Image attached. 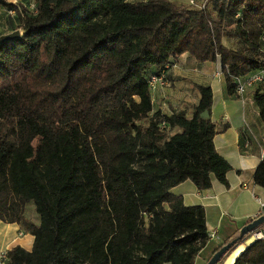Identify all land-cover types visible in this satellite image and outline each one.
Returning <instances> with one entry per match:
<instances>
[{
    "label": "trees",
    "instance_id": "obj_1",
    "mask_svg": "<svg viewBox=\"0 0 264 264\" xmlns=\"http://www.w3.org/2000/svg\"><path fill=\"white\" fill-rule=\"evenodd\" d=\"M33 1L36 12L0 0L21 29L0 42V220L33 235L31 249L11 247L5 264H193L208 239L205 211L170 189L228 184L215 125L200 117L212 89L195 85L190 116L150 114L148 80L188 53L219 62L234 93L236 77L264 65V0ZM253 99L264 123V90ZM253 181L264 187V158ZM233 264H264V242Z\"/></svg>",
    "mask_w": 264,
    "mask_h": 264
},
{
    "label": "crops",
    "instance_id": "obj_2",
    "mask_svg": "<svg viewBox=\"0 0 264 264\" xmlns=\"http://www.w3.org/2000/svg\"><path fill=\"white\" fill-rule=\"evenodd\" d=\"M169 1L191 7L189 0ZM203 1L205 0L194 5ZM169 75L170 85L152 93L153 107L150 114L157 111L170 114L185 109L190 116L193 106L199 100L195 85L210 86L213 101L209 117L216 130L213 143L217 152L231 167L226 174L227 185L213 178L208 189L199 190L190 180L170 189L172 194L182 198L184 205H201L204 208L208 239L195 256L193 264H206L221 242L238 235L239 229L248 219L258 216L259 200H264V187L253 181L255 168L264 158V123L259 117L253 92L257 88L264 90V82L247 89L241 95L229 93L219 62L198 63L188 53H183L173 61ZM29 210L33 213H29ZM24 215L34 223L39 222L32 204L26 205ZM244 238L218 264H233L237 256L252 242L246 243ZM32 244L33 235L19 223L0 220V264H5L2 254L11 247L20 245L30 250Z\"/></svg>",
    "mask_w": 264,
    "mask_h": 264
},
{
    "label": "built area",
    "instance_id": "obj_3",
    "mask_svg": "<svg viewBox=\"0 0 264 264\" xmlns=\"http://www.w3.org/2000/svg\"><path fill=\"white\" fill-rule=\"evenodd\" d=\"M189 3L194 4V0H190ZM197 6L203 8L204 1L201 2L200 4H197ZM10 12H14V11L11 10ZM261 42H262V48L264 51V33L261 36ZM234 82H235V93L238 95L245 93L247 89H251L255 85L263 83L264 82V65L261 68L251 71L244 76L236 77L234 79ZM170 83H171V79H170L169 71L167 70V66L165 69H162L159 74L151 75L148 80V85L151 91V97H152V93H154L157 89L169 86ZM164 125H165L164 123L161 124L162 127ZM263 214H264V200H259L258 216L263 215ZM247 237L251 239L252 241L264 242V222L260 224L258 227H256L255 229H253L252 231H250ZM6 253L2 254V257L4 259L6 258Z\"/></svg>",
    "mask_w": 264,
    "mask_h": 264
},
{
    "label": "rangeland",
    "instance_id": "obj_4",
    "mask_svg": "<svg viewBox=\"0 0 264 264\" xmlns=\"http://www.w3.org/2000/svg\"><path fill=\"white\" fill-rule=\"evenodd\" d=\"M6 1L15 3L21 11L25 10L28 12H36V5L33 0H6ZM196 2H200V0H194V4ZM194 4L189 3L190 6H195ZM16 15L17 14L15 11L10 12V10L7 7H0V34H5L8 32H12L14 30H18L21 33V29L19 27V21ZM55 130H56L55 125H53V123L50 122V124H48V129L44 134V137L45 138L52 137L55 133ZM30 212L32 211L29 210V213ZM244 240L246 243L251 241V239H248L247 236L244 238Z\"/></svg>",
    "mask_w": 264,
    "mask_h": 264
},
{
    "label": "water",
    "instance_id": "obj_5",
    "mask_svg": "<svg viewBox=\"0 0 264 264\" xmlns=\"http://www.w3.org/2000/svg\"><path fill=\"white\" fill-rule=\"evenodd\" d=\"M20 36V32L18 30H14L9 33L1 34L0 35V42L4 40H9L13 38H17ZM200 117L207 118L209 117V112L207 110H204L200 113ZM264 222V214L260 215L258 217H255L250 222L244 224L240 229L239 233L236 237H234L232 240L221 246L216 252L212 254V256L208 259L206 264H216L220 258L227 252L232 245H234L238 240L243 239L246 237L250 231L258 227L260 224Z\"/></svg>",
    "mask_w": 264,
    "mask_h": 264
}]
</instances>
